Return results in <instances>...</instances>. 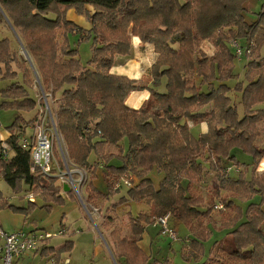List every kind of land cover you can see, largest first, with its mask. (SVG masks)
I'll return each mask as SVG.
<instances>
[{"label": "trees", "instance_id": "trees-1", "mask_svg": "<svg viewBox=\"0 0 264 264\" xmlns=\"http://www.w3.org/2000/svg\"><path fill=\"white\" fill-rule=\"evenodd\" d=\"M248 1L0 0L22 33L42 87L57 103L55 127L64 139L69 159L80 168H91L85 187L87 202L95 204L118 193L116 183L132 174L134 186L119 204L132 200L150 205L149 213H130V235L116 238L118 257L128 264H159L149 263L138 242L146 225L167 213L193 235L185 257L204 252L203 242L212 235L208 224L213 221V207H208L204 196L191 191L202 178L203 162L216 175L222 173L218 175L220 190L246 200L260 196V201L249 203L245 211L234 199L224 201L225 207L234 211H221L219 229L232 230L216 245L221 243V250L232 260L264 264V171L255 184L243 170L236 178L223 173L225 161L247 166L238 159V150L251 156L255 167L264 158V147L258 144L264 109H254L264 103V63H248L245 87L227 84L235 76L237 56L232 39L254 38L258 49L264 48V6L259 19L249 23L245 18ZM72 9L87 17L90 28L68 19ZM52 13L53 19L47 16ZM3 21L0 13V24ZM70 34H80L81 42H92V56L87 62L82 61L78 47L71 45ZM133 35L153 43L159 54L152 66L154 87L166 80L165 91L151 88L149 99L139 109L130 108L126 99L132 91L147 86L110 72L117 55L130 54ZM205 41L216 48L211 56L201 49ZM13 63L22 72L23 81L16 79ZM2 66L5 72L1 79L10 83L0 88V108L19 114L7 128L13 156L2 153L0 140V177L16 193H32L51 209L54 202H64V187L59 178L47 176L39 168L32 170L31 151L21 145L23 137L33 138L30 129L34 130L32 124L40 116L36 113L27 120L22 112L30 113L44 103L31 97V70L17 58L7 38L0 39V69ZM195 74L200 78L198 83L191 81ZM232 90L241 92L243 115L232 103ZM203 121L209 130L195 137L189 124ZM93 155L96 159L91 164ZM100 167L107 193L95 184ZM153 170L163 174L158 188L149 177ZM75 194L69 191L71 197ZM36 205L29 202L27 208H18L0 191V209L11 208L27 215ZM105 225L114 227L112 234L118 236V226ZM72 248L73 242L66 241L55 250V260L60 263L62 254Z\"/></svg>", "mask_w": 264, "mask_h": 264}, {"label": "rangeland", "instance_id": "rangeland-1", "mask_svg": "<svg viewBox=\"0 0 264 264\" xmlns=\"http://www.w3.org/2000/svg\"><path fill=\"white\" fill-rule=\"evenodd\" d=\"M263 6L264 0H249L247 2V10L245 12L246 20L249 23L257 21L259 19V13L262 11ZM69 11L67 13V17H70L69 19L72 20V18H76L77 20L83 23L82 26H91V23L87 19V17L82 15L83 18L80 19L77 17L78 14L75 12V10L72 9L70 12ZM0 13H2L4 17V21L0 24V39L7 38L11 44L13 52L17 55V58L20 59L21 62L24 63L31 70L33 76L32 78H34L33 87L29 89L31 97L35 98L37 101L41 100L42 104L44 103V105H38L36 110L30 113H22L24 114L26 119L29 120L30 118H33L36 113L40 114L41 111L44 110V112L47 114V132L54 141V154L57 161L61 162L64 153L67 152V149L63 137L58 133L56 127L54 126L56 125L55 110H57V103L55 102V99L51 96V94L46 92V90L42 87L41 83L38 81L36 77L37 70L35 68V64L30 52L26 49L22 33L17 28V26L14 25L13 20L10 18L8 13L4 10L1 5ZM47 16L52 19L55 18V15L53 13ZM68 37L71 45L78 47L82 61L87 62L92 56V42H81L80 34H70L68 35ZM235 40L241 41L238 38L232 39L230 41L231 45ZM205 42L207 43L203 42L201 44V49L205 50L208 54H210L209 50L212 49L213 45L209 41ZM241 42L243 43H241L242 45L249 46L251 48V53L244 54L241 59H239L238 57L235 58V76L232 80L227 83L229 86H231V88H234L238 83L241 84L243 87L247 85L248 80L246 79L245 74L248 69V62H250L251 60H257L264 63V48H262L261 50L258 49L255 44L254 38L250 41L243 40ZM232 47L235 51L233 45ZM12 67L18 73V77L16 79L19 81H23V74L18 69L17 64L13 63ZM4 72L5 67L2 66L0 69V88L5 86L7 83H10V80L1 79ZM199 80L200 78L195 74L194 78L191 81L198 83ZM230 94L232 103H234L238 107L240 115H243L244 106L241 103L240 99L241 92H236L232 90ZM254 109H258V107L256 106ZM18 114L19 112L16 110L0 108V127L3 129H7L8 126H10L14 122ZM33 125H35V123H33L32 126ZM259 127L261 130V136L258 139V144L264 147V120L260 122ZM31 133H33V136L36 133L33 128L30 129V134ZM1 142V145L3 146V141L1 140ZM5 142L7 143V140H5ZM11 156H13L12 152L9 157ZM66 156H68L67 153ZM237 156L238 159L245 162L247 166L243 167L235 165L234 163L226 162L228 166H226L225 171L223 173L226 176L236 178L239 175L240 171L243 170L247 174V179L253 184H255L258 176L262 174L261 171L257 170V167L252 164L253 159L251 156L239 150ZM95 159L96 157L95 155H93L90 159V163L92 164L93 162H95ZM203 166L204 172L202 178L199 182H196L192 185L191 191L193 193L204 196L207 201L208 207H213V221L208 224V227L211 230L212 235L215 234V237H211L212 239L209 238L207 241L203 242L204 252H202L201 254L199 253L198 257H185L184 252L190 249L193 235L191 234L188 228L187 229L190 233L178 229V240H175V242L171 239H168V237L161 235L160 241L165 242V245L163 247V250L161 251V254H158V249L155 250L153 248L154 255H158L159 257L161 256L160 258H158L157 256L155 257L163 262L169 261V264H171V262L176 264H203L205 261H207L206 264H245L244 262L232 260L228 257L226 253L221 250V245H216L217 242L223 241L226 238V232L231 231V229H225L223 231L219 229L222 222L221 211L233 213V209H228L225 207L226 203L224 201L228 200L229 198H231L232 200L234 199L235 203L238 204V206H241L244 211L248 207V203H246V201H248L249 203L253 201L257 203L260 201L261 198L260 196H255L252 200H245L244 198H236L235 196L230 195V193L224 190H220V177L218 175H221L222 173L216 175L215 172L209 169L208 163L203 162ZM261 167L264 169V163ZM83 169L86 171L87 174V180L83 187V200H80L76 194V197L66 196L67 193L62 191L63 194L65 193L63 195L64 202H54L52 204V208L48 209L43 206L44 202L42 201V199L40 197L35 196V201L36 199L38 200L37 205L31 209V215L29 216V219L31 222L37 221L38 225H41L45 230H59L62 227H65L62 223H64L66 227H69L70 229L77 230L78 233L76 235H78V247L74 249V244L72 248L73 252L71 251L72 255H69L72 259V264H91V259H95L94 264H116V261L112 257V254L105 242V236L107 239H109L113 251L116 253L117 249L115 247V240L110 233V229L107 228L105 224L108 223L113 226H118L120 228L119 234L121 236L128 235L129 212H131L132 214H138L140 211H149V205L146 202H142L143 205H133V207H123L121 209H119L118 207L117 209H114L113 205L115 203L110 200V198L107 200H100L95 204H89L87 202V193L85 187L91 177V168L86 167ZM98 172L102 173L103 169L100 167L97 173ZM151 178L155 186L158 188L160 186V183L162 182L161 180L163 179V175L160 174L157 170H153L151 172ZM58 182L59 184H61L60 181ZM125 188L126 187H124V189ZM0 189L3 192L9 194V196H12L11 201L14 200V203L17 206L23 205L26 207L27 204L29 205L28 199L27 203L26 201L21 202L20 197L27 196L25 195L26 193H16L2 178L0 179ZM219 190L220 194L218 195L217 191ZM132 202L137 203L135 201ZM216 205L223 206V208H216ZM14 222L16 223L17 221L15 220ZM20 223L21 222H18V225ZM67 237L69 236L67 233H65L63 236H55L49 240L52 241V244L58 246L60 244L65 243V238ZM182 247L184 248V252L182 251ZM65 253H69V251ZM35 264H46V260L43 261L38 258ZM50 264H52L51 259Z\"/></svg>", "mask_w": 264, "mask_h": 264}, {"label": "crops", "instance_id": "crops-1", "mask_svg": "<svg viewBox=\"0 0 264 264\" xmlns=\"http://www.w3.org/2000/svg\"><path fill=\"white\" fill-rule=\"evenodd\" d=\"M77 17L80 18V19L83 18L82 15H78ZM69 18L70 17H68V19ZM69 20H71V19H69ZM71 21H75L77 24H79L81 26L83 25V23L80 22L79 20H77L76 18L75 19L72 18ZM84 26H85V28H90L89 26H86V25H84ZM204 43H207V42H204ZM215 51H216V48L214 46H212V49L209 50L210 54H208L206 51L205 52L209 56H211V55H213L215 53ZM158 57H159V54L156 52L155 46H154L153 43L144 42V41H142L140 39V37L134 36V35L131 38V52H130V54H128V55H117L116 56L114 65L112 66V68L110 70V72L112 74L126 76V77H128V78H130L132 80H136L138 84L147 86L145 88L132 91L129 94V96L126 99V104L130 108L139 109L143 105V103L147 99H149V97L151 95V88H154V89H156L158 91H162V92L165 91V86H166L165 85L166 84V80L165 79L163 80L162 85L159 86V87H154V83H153L154 79H153V75H152V66L157 61ZM257 107L258 108H264V103L260 104V105H257ZM189 125H190V130H191L192 134L195 137H199L201 134H205L209 130L208 123L206 121H203V122H200V123H197V124L190 123ZM10 136H11V132L9 130L3 129V128L0 127V140H7ZM225 162L233 163V162H230V161H225ZM263 163H264V158L260 162V164H259L260 166L257 167V170L261 171V173L264 171V169L261 167L263 165ZM225 166H228V164L225 163ZM97 174H98V179L95 181L96 186L102 192L107 193L108 192L107 185H106V183L104 182V180L102 178V173L98 172ZM149 177L151 178V173H150ZM125 189L123 188L120 191H118V193H116L114 195H111L109 197L110 200H112L115 203L113 205L114 209H117L118 207H119V209H121L123 207L124 208L133 207V205H143L142 202L134 203V202H132V200H129L126 203H123V204H119L120 199L122 197H127V191H128L129 188H125ZM0 191L3 193L4 198H6V200H8L9 204L14 205V206H16L18 208H27L28 207V204H27L26 207L23 206V205L22 206H17L14 203V200L11 201L12 196H9V194L3 192L1 189H0ZM63 191L65 193H67L66 196H70V195H68L70 190L66 191L65 189H63ZM20 198H21V202H25L26 201V203H27V199H28L27 196L20 197ZM109 198H107V199H109ZM107 199H103V200H107ZM37 201L38 200L36 199L35 203H37ZM29 202H31V201H29V199H28V203ZM246 203L249 204L248 201H246ZM149 211H150V205H149ZM149 211H140V212L149 213ZM130 213L131 212H129V214ZM138 214H133V215L136 216ZM30 215H31L30 213L26 215L24 213H20L18 211H15L14 209L5 207L3 209H0V223L3 226V228L5 230L9 231V232L17 231V230H21V229L22 230H26L27 229L26 231H31V230H35V229H43V227L41 225H38L37 221H32V222L30 221V219H29ZM15 220L17 221L16 223L14 222ZM18 222H21V223L18 225ZM62 224H63V226H65L64 228H66V233L69 236V237L65 238V242L66 241H72L73 242V246L75 244L74 249H76L78 247V235H76L78 233L77 230L70 229L69 227H66V225L64 223H62ZM171 225L177 231L179 229V230H184L187 233H190L188 231L187 227L183 223H181L176 217H174V218L172 217ZM107 228H109V227L107 226ZM109 229L111 231L110 232L111 235L114 237V240H115V247L117 249L116 253L113 251V248H112V246H111V244L109 242V239H107L106 236L102 232L101 233L105 236V242H106V244H107V246H108V248H109V250H110V252L112 254V257L116 261V264H128L126 262L125 258L118 257L119 250H118V246L116 244V238L117 237L129 236L130 233L128 235L121 236L119 234V232H120V230H119L118 236H115V235L112 234V231H113L114 227L113 228H109ZM228 232H230V231H228ZM228 232H226V234ZM211 237L214 238L215 234L211 235ZM160 238H161V233H160V227L159 226L154 225V223L146 225L145 231H144V233L142 235V239L138 242V246L143 250V252L149 258V263H152L154 260L158 261L159 264H165V262H166V261L163 262L160 259H158L161 256L159 257L158 255H154L153 248L155 250L158 249V251H159L158 254L159 253L161 254V251L163 250V247L165 245V242H163V241L161 242ZM168 239H170V238H168ZM220 242H222V241H220ZM63 245H64V243L56 246V245L52 244L51 240H49V241L46 242V244H44L40 248V250L38 252L25 255L22 258L16 260L15 263L16 264H35V262L38 260V258H40L43 261L46 260V264L47 263L50 264V259H51V262H52V259H56L55 258L56 257L55 256V250L59 249ZM219 245H217V246H219ZM189 250L190 249H188L187 251L184 252V248L182 247V251L184 252V254H187L189 252ZM71 251L73 252V250H71ZM71 251H69V253H63L62 254L61 263L65 262V263L72 264V259L69 256V255H72ZM199 253L201 254V252H197L198 256H199ZM155 256H157L158 258H156ZM94 260L95 259H91L90 263L94 264L95 263ZM171 264H176V263H172L171 262ZM197 264H199V263H197Z\"/></svg>", "mask_w": 264, "mask_h": 264}, {"label": "built area", "instance_id": "built-area-1", "mask_svg": "<svg viewBox=\"0 0 264 264\" xmlns=\"http://www.w3.org/2000/svg\"><path fill=\"white\" fill-rule=\"evenodd\" d=\"M232 45L235 48L236 56L241 59L244 54L251 53L249 46L242 45L235 40ZM47 114L44 110L41 111L38 120L35 123V135L33 138L23 137L21 145L24 149L31 151V158L35 168L47 176L57 177L61 185L70 187V190H75L77 197L83 200V187L86 183V171L72 163L66 153L62 158V164L57 161L54 154V141L49 136L46 128ZM3 141L2 153L10 156L11 148L8 143ZM13 153V152H12ZM136 178L132 174L124 175L115 185V190L122 188H131L134 186ZM28 199L35 202V196L32 193L28 194ZM216 208L222 209L223 206L216 205ZM172 214L167 213L164 216L156 218L154 225L160 227L161 235H164L171 240H178L177 230L171 225ZM66 233V228L62 227L56 231L35 229L31 231L17 230L9 232L3 228L0 223V264H16L15 261L25 255L36 253L46 242L55 237L63 236ZM52 264H69L58 263L52 259Z\"/></svg>", "mask_w": 264, "mask_h": 264}, {"label": "water", "instance_id": "water-1", "mask_svg": "<svg viewBox=\"0 0 264 264\" xmlns=\"http://www.w3.org/2000/svg\"><path fill=\"white\" fill-rule=\"evenodd\" d=\"M35 73H36V71H35ZM36 75H37V79H38V81L40 82V79H39V76H38L37 73H36ZM64 189H65L66 191H69V190H70V187L67 186V185H65V186H64Z\"/></svg>", "mask_w": 264, "mask_h": 264}, {"label": "bare ground", "instance_id": "bare-ground-1", "mask_svg": "<svg viewBox=\"0 0 264 264\" xmlns=\"http://www.w3.org/2000/svg\"><path fill=\"white\" fill-rule=\"evenodd\" d=\"M75 191V190H74Z\"/></svg>", "mask_w": 264, "mask_h": 264}]
</instances>
